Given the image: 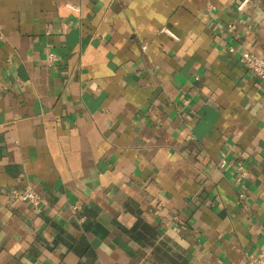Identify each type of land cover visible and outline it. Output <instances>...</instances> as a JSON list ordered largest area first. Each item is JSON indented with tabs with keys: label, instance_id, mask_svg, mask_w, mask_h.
I'll use <instances>...</instances> for the list:
<instances>
[{
	"label": "crops",
	"instance_id": "crops-1",
	"mask_svg": "<svg viewBox=\"0 0 264 264\" xmlns=\"http://www.w3.org/2000/svg\"><path fill=\"white\" fill-rule=\"evenodd\" d=\"M243 1L0 0V264L264 251V80L243 61L264 58V0Z\"/></svg>",
	"mask_w": 264,
	"mask_h": 264
},
{
	"label": "built area",
	"instance_id": "built-area-1",
	"mask_svg": "<svg viewBox=\"0 0 264 264\" xmlns=\"http://www.w3.org/2000/svg\"><path fill=\"white\" fill-rule=\"evenodd\" d=\"M248 3V0H244L240 5L239 9L242 10L246 4ZM173 35V34H172ZM173 37H175L173 35ZM144 49H146V46H144ZM231 51H233V48H231ZM58 56L54 53H48V61L50 63L57 62ZM243 61L245 66L252 72L254 76H256L259 79L264 80V58H261L253 53L245 52L243 55ZM240 170H242V167H239ZM20 200L33 204V205H39L41 200L37 192H35L31 188H27L23 193L18 194L17 196ZM249 264H264V251H261L257 258L253 261H251Z\"/></svg>",
	"mask_w": 264,
	"mask_h": 264
}]
</instances>
